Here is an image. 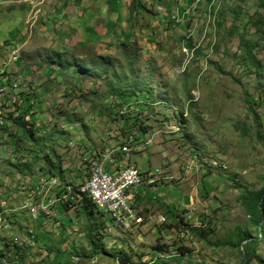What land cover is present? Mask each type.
I'll list each match as a JSON object with an SVG mask.
<instances>
[{"label": "rangeland", "instance_id": "1", "mask_svg": "<svg viewBox=\"0 0 264 264\" xmlns=\"http://www.w3.org/2000/svg\"><path fill=\"white\" fill-rule=\"evenodd\" d=\"M258 20L260 0H0V82H21L17 107L39 136L0 101V264H246V251L264 264V221L257 244H230L239 230L258 234L250 204L264 188ZM101 56L107 68L91 64ZM129 103L147 119L121 114ZM112 155L152 169L129 191L156 218L119 228L97 208L96 253L77 205L63 225L40 205Z\"/></svg>", "mask_w": 264, "mask_h": 264}, {"label": "built area", "instance_id": "2", "mask_svg": "<svg viewBox=\"0 0 264 264\" xmlns=\"http://www.w3.org/2000/svg\"><path fill=\"white\" fill-rule=\"evenodd\" d=\"M17 57V51L12 50L9 59L16 60ZM20 89L21 82L19 80L4 79L0 82V101L9 98L15 101ZM134 115L140 116L139 122L140 119H147L145 111L139 107ZM136 140L137 138L128 140V142L134 144ZM150 170L152 169L142 172L138 167L122 165L114 172V175H107V167H100L98 175L93 180H89L83 187L78 188L76 192L95 195L97 200L108 206V213H111V220L116 226H129L135 230L144 223V217L135 210L132 198L127 197V189L142 185L139 184V177H143ZM72 189L73 187L68 186L67 193L58 196L51 194L47 202L40 205V213H45V216H51L52 219L59 218L61 215L59 205L63 200H69L71 205V198L74 193Z\"/></svg>", "mask_w": 264, "mask_h": 264}, {"label": "trees", "instance_id": "3", "mask_svg": "<svg viewBox=\"0 0 264 264\" xmlns=\"http://www.w3.org/2000/svg\"><path fill=\"white\" fill-rule=\"evenodd\" d=\"M212 1L213 0H208L209 3ZM260 6L264 8V0H260ZM260 23H264V22H262L261 20H258V22H256V25L260 24ZM259 27H261V26H259ZM109 59L110 58L107 56L106 57L101 56V57H98L97 60L92 61L91 64L94 65L96 68L97 67L107 68L108 64H109ZM254 60H255V58H254ZM7 101L9 103H4L5 105L2 107V109H3L2 111L6 112V118L13 120V123H15L19 127V129L23 130L22 132L24 133V135L29 140L37 139L39 137L38 136V129L34 127L35 123L31 122L28 119L30 114L28 113L27 109H25L24 107L23 108L17 107L18 106L16 103L17 100L13 101L9 98V100H7ZM250 103L252 104L253 101L250 100ZM124 105H126V104H124ZM143 111H146V110H143ZM120 113H121V110H120ZM121 114H123V113H121ZM127 114L129 115L130 113H127ZM139 118H140L139 115H136L134 117V119H136V120H139ZM39 145H40V142H39ZM46 157H45V160H46L45 162L50 169V172H48V173L54 174V176H56L57 174H58L57 176H62L63 169L61 167V164L60 163L56 164L53 161V157L51 155H48ZM21 165L22 164L18 165V167H20V169H23V167L27 166V164H24L23 167H21ZM163 180H164V178H163ZM84 181H82V182H84ZM80 183L81 182L69 184V186L73 187L72 191L74 192L73 193L74 196L78 198L76 200L71 199V203H73L75 201L77 203L75 205H74V203L70 205L69 200L68 201L63 200V202L59 205V210H60V213H62L63 211L68 212L70 210V208H73L74 206L77 205V207H76L77 211H80L81 213H83L87 219V226H88L87 239H88V242L93 246V250L96 253H98V252H100L99 249H101V247L99 244L100 238H97V235H98L99 229H100L98 225L100 223L99 222L95 223V217H96L95 211L97 210V208H96V206L92 200V197L90 195H88L87 193L82 194L81 192H76V191H78L77 187ZM153 184H151V185H153ZM59 191L60 190H58L59 195H61L63 193H67V189L62 190L60 193H59ZM252 195H253V197H252L251 204H250L251 216H253L254 225H256L258 227L256 229L258 234L256 236H252L251 234L245 232L244 230H239L236 233L237 234V240L235 242H230V244L232 246L241 247L242 243L245 241H248L249 239L251 242L255 241L256 244L259 242V236H260V233L262 231L261 230L262 229V222L264 221V200H263L264 199V188L262 190H260L259 192L252 194ZM181 253L183 254L184 252H181ZM244 254L246 256V264L252 258H257V256L255 255L254 252L250 253V252L246 251ZM127 258H129V256H127ZM126 261H128V260L124 259V258L122 259V263H127Z\"/></svg>", "mask_w": 264, "mask_h": 264}, {"label": "crops", "instance_id": "4", "mask_svg": "<svg viewBox=\"0 0 264 264\" xmlns=\"http://www.w3.org/2000/svg\"><path fill=\"white\" fill-rule=\"evenodd\" d=\"M141 120V119H140ZM143 121V120H142ZM133 146V144H131V147ZM130 147V150L129 151H121V149H120V151H119V147H118V151H119V154H127V153H129L132 149H133V147L131 148ZM108 164V165H107ZM129 163L128 162H126V160H125V157H124V155H120V156H118L117 158H114V156L112 155V158H110L107 162H106V167H107V169H108V171H110V172H116L117 170H118V168L120 167V166H122V165H128ZM131 164V163H130ZM88 178V177H87ZM144 185H150V186H153V185H151V184H144ZM130 192V191H129ZM130 196H131V198H132V200H133V202L135 203L134 204V206H135V210L137 211V212H139L141 215H143V213L146 215V217H147V213H148V217H147V219H148V221L149 220H154L155 218H156V216H154V215H152L151 214V211H149V209L151 208V206H152V204H154V203H151V206L150 205H146L145 203H147V202H145V200L143 199V198H141L140 197V195H134V194H132L131 192H130ZM63 212L61 213V215H60V218H58L60 221L63 219ZM145 217V216H144ZM155 217V218H154ZM43 218V217H42ZM57 219V218H56ZM51 220H53V219H51ZM55 220V219H54ZM152 220V221H153ZM44 223H45V221H44ZM63 223H65L63 220H62V225H63ZM141 228H142V226H141ZM21 261H22V259H20Z\"/></svg>", "mask_w": 264, "mask_h": 264}, {"label": "bare ground", "instance_id": "5", "mask_svg": "<svg viewBox=\"0 0 264 264\" xmlns=\"http://www.w3.org/2000/svg\"><path fill=\"white\" fill-rule=\"evenodd\" d=\"M135 104V105H134ZM129 103L127 106H125V109L122 113L128 111V109H134L135 111L138 110V107L140 108L139 104H136V103ZM135 134L131 133V138L134 137ZM130 138V137H129ZM109 155L106 154V157H108ZM126 167H136V166H131V165H125ZM100 167H105L104 163L102 162H97L95 163L93 166H92V169H91V172H90V175L89 177L84 181V182H81L77 188H81L83 187L84 185H86V183L89 181V180H93L95 176L98 175V172H99V169ZM107 175H114V172H110L108 171L107 169ZM147 178V173L143 176V177H139V184H143L145 182ZM149 179V178H148ZM151 180V178H150ZM130 188L127 189V197H131L130 196V192H129ZM92 197V200L96 206V208H98V210H102L104 211L105 213H107L109 215V217L111 218V213H108V206H105L103 205L99 200H97L96 196L95 195H90ZM46 198V197H45ZM49 198V197H48ZM47 198V199H48ZM45 204V202H44ZM38 211V210H37ZM140 214V213H139ZM141 215V214H140ZM143 216V215H142ZM117 227H122V228H125V229H132L131 227L129 226H117Z\"/></svg>", "mask_w": 264, "mask_h": 264}, {"label": "clouds", "instance_id": "6", "mask_svg": "<svg viewBox=\"0 0 264 264\" xmlns=\"http://www.w3.org/2000/svg\"><path fill=\"white\" fill-rule=\"evenodd\" d=\"M15 101H16V99H15ZM6 103H8V102H6Z\"/></svg>", "mask_w": 264, "mask_h": 264}]
</instances>
